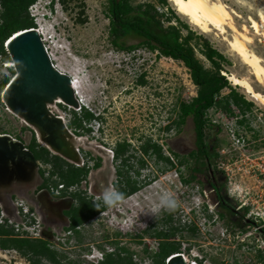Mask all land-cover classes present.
<instances>
[{
	"label": "rangeland",
	"instance_id": "rangeland-1",
	"mask_svg": "<svg viewBox=\"0 0 264 264\" xmlns=\"http://www.w3.org/2000/svg\"><path fill=\"white\" fill-rule=\"evenodd\" d=\"M222 1L241 15V18L234 17L235 25L240 31L244 24L250 25L249 17L258 19V13L264 12L263 0ZM48 2L49 0H38L31 11L29 10V15L34 21L37 19L38 25L44 31L41 36L53 58L52 62L84 86L86 90L78 95L81 105H87L86 108L83 106L84 109L96 115L103 112L100 121L93 119L83 122V126L89 128L90 132L75 131L69 127L74 136L69 137L68 141L77 154L80 152L73 165L83 163L84 167L89 168L88 177L79 184L76 194L105 208L104 213L82 225L81 239L72 236L69 241L66 240L62 228L68 226V222L64 218V212L72 206L49 194L48 187L59 182L58 175H50V166L43 164V169L39 168L45 175L38 177L29 190H20L21 183H24L22 179H17L16 182V195L12 204L26 206L34 214L33 222L36 225L39 224L44 230L53 232L54 237L50 240L44 236L43 238L58 253L60 264H97L102 253L117 248H126L132 252L133 260L138 264H151V254L159 250V240L146 231L153 233L155 230H168L172 227L179 228L173 240L180 242V252L189 258L190 263L195 261L197 264H264V237L250 233V229L244 225L241 220L244 212L239 209L241 195L235 193L232 197L227 179V174L233 176V187L236 186L237 190L242 180L239 167L243 166V162H247L248 157L264 153V105L229 80L235 91L252 104L251 109L243 112L241 108L233 105L234 116H227L220 108L211 109L207 114L208 125L212 127H207L206 136L211 143L216 142L218 153L212 168L224 176L227 195L231 198L230 205L234 214L237 213L239 217V226L244 227L241 232V229L234 228L235 231H232L230 227L236 225L230 223V220L220 218L214 202L209 201V207L203 206L204 200H208L206 195H211L210 190L200 194L201 189L204 191L205 187L198 181L187 184L182 181V177L188 178L191 173L189 169L194 166V160H189L188 167L180 168L181 174L177 170L178 159L196 150L193 118L188 117L179 127L175 123L172 124L178 120L179 104L189 103L197 96L198 87L193 83L189 70L182 62L159 56L157 52L146 48L138 47L127 52L112 46L109 38V20L105 15L106 0H60V4H56L51 12L46 10L49 16L43 18L40 16L43 14L42 8ZM143 2H151L160 13L166 14L163 17L166 26L172 24L181 27L179 22H182L195 33L196 38H200V43L207 41L223 54L227 60L223 63V75L227 78L236 76L246 79L255 91L264 95V84L257 81L250 68L231 51L225 39H231L235 35L232 29L227 28L226 35L215 29L208 33L203 32L180 15L173 3L167 1V5L160 6L156 0H134V4ZM168 18H171L169 23ZM184 25L181 30L186 34ZM248 35L253 39L247 45L249 50L262 58L264 66V33L257 35L249 28ZM123 40L126 45H136L140 42V39L135 37ZM5 50L7 51L6 47ZM197 56L207 68L211 67L201 54ZM7 65L9 63H4L0 55V84L4 78L11 79L16 73ZM230 91L229 88L224 89L219 100H224ZM58 108L54 110L50 106L54 113H64L65 122L69 126L73 119V110L67 107L65 109L61 104ZM83 112L77 114L82 116ZM247 114L248 118L243 119L247 122L240 124L241 116ZM22 119L9 110L1 92L0 134L11 135L28 147L34 136H37ZM170 124L172 127L166 131L165 127ZM76 138H81V141ZM147 138H152L160 144L165 156L176 165L168 167L164 162L142 154L139 148ZM36 141L45 147L38 139ZM123 141L132 144L129 156L133 158L129 161L128 169L122 170L143 186L140 191L124 199L119 206L108 208L103 206L98 198L105 190L116 189L114 185L119 180L117 171L122 167L111 152L114 153V147ZM175 154L182 157L178 158ZM184 158L190 159H182ZM140 160H144V167H141ZM97 163L99 167H95ZM137 171L140 172L139 176ZM44 179L49 180V185L39 190V184H42ZM40 191L43 192L41 195ZM33 192L36 193L35 196ZM165 192L172 194L178 201V207L174 211L156 210L159 198ZM2 205L0 202V206ZM5 205L12 206L7 202ZM167 214H172L170 223H165ZM22 219L21 217L20 221ZM192 225L196 227L194 234L188 229ZM82 242L90 243L96 248L87 258L83 257L84 253L80 249H66L77 247ZM92 256L98 257L92 259ZM38 260L39 264H52L45 258ZM0 264L34 263L29 256L24 257L16 249L4 251L0 247Z\"/></svg>",
	"mask_w": 264,
	"mask_h": 264
},
{
	"label": "trees",
	"instance_id": "trees-1",
	"mask_svg": "<svg viewBox=\"0 0 264 264\" xmlns=\"http://www.w3.org/2000/svg\"><path fill=\"white\" fill-rule=\"evenodd\" d=\"M37 2L38 0H0V55L4 63L11 62V58L5 50L7 40L20 30L37 28L34 19L29 15L30 7ZM106 2L105 15L109 20V38L112 46L127 52L134 51L138 47L146 48L151 52H157L159 56L180 61L189 70L193 83L198 87L197 96L191 102L179 104L178 120L172 122V124L175 123L179 127L188 117L191 116L193 118L197 150L190 154V157L194 160V166L190 169L188 168L191 173L188 178L182 177L184 183H190L196 179L193 172L199 170L196 166L199 164L201 157H204L202 165L207 172L210 171L213 161L218 158L216 142L211 143L206 136L207 127H212L210 124L208 125V112L211 109L220 108L228 116H234L233 105L246 112V110L251 109L252 104L247 102L243 96H240L235 91V88L231 86L227 76L223 75V63L227 62L225 56L214 49L209 42L200 43V38H196L195 33L189 30L188 26L182 24V22H179L181 27L172 24L166 26L165 20H163L166 14L160 13L151 2L139 4H134V0H106ZM156 2L160 6L167 5V0H156ZM171 13L175 15L173 12ZM170 20L171 18L167 19L168 23ZM183 25L187 29L186 34H183L181 30ZM129 37L138 38L140 42L136 45H126L123 39ZM197 54H201L211 67L207 68ZM11 70L13 69L11 68ZM10 80V78H4L0 84V93L4 91ZM140 81L143 83L142 80ZM227 88L231 90L230 93L224 100H219L223 90ZM72 113L73 119L70 122V127L75 131L90 132L89 128L83 126V122H90L96 116L86 109H84L82 116L75 111H72ZM246 122V120L239 121L240 124H245ZM172 124L165 127V130L169 131ZM218 131H220V128H218ZM131 148L132 144L127 141L117 143L114 147V158L116 161H120V167H122L117 171L119 180H117L114 187L124 193V199L140 191L143 186L142 183L132 179L128 172L122 170L124 168L128 169L129 161L133 158L129 156ZM28 149L34 153L39 162L49 165L50 169H53L52 176L58 175L59 182H55L56 186L61 183L66 184L68 187L79 185L88 177L89 168L87 166L79 168L60 156L53 155L49 149L37 143L35 136L31 140ZM139 149L142 154L154 157L158 161L164 162L168 167L176 165L169 157L165 156L162 146L153 141L152 138L145 139ZM175 156L177 155L175 154ZM189 162V159L184 158L181 164L188 167ZM140 164L141 167L146 165L144 160H140ZM95 167H99V163L95 164ZM44 175L45 172L41 171V176L44 177ZM137 175H140L139 171H137ZM48 185L49 180L44 179L39 190L47 188ZM76 198L78 200L77 206L68 212L72 228L85 224L105 211L104 207H97V204L88 201L80 194H77ZM228 211L234 214L230 209ZM220 216L221 218L224 217L223 214ZM241 220H243L245 225H248L247 221H244V216L241 217ZM171 221L172 214H167L165 223H170ZM178 229L172 227L168 230H155L153 233L146 231V233L159 240V250L151 254V264H166V260L169 257L181 253L180 242L173 240L176 238ZM188 229L192 234L196 232L194 225L189 226ZM0 235L4 236L0 242L1 248L16 249L24 257L29 256L34 264H39L38 259L42 258L47 259L52 264H60L58 253L52 249L48 241L20 238L12 230L5 227H0ZM146 252L148 251L146 250ZM200 263L202 264V262ZM100 264L138 263L134 262L132 252L122 248L120 252L116 253L115 257L109 256Z\"/></svg>",
	"mask_w": 264,
	"mask_h": 264
},
{
	"label": "water",
	"instance_id": "water-1",
	"mask_svg": "<svg viewBox=\"0 0 264 264\" xmlns=\"http://www.w3.org/2000/svg\"><path fill=\"white\" fill-rule=\"evenodd\" d=\"M5 45L11 60L15 63L17 75L3 92L4 103L16 115L38 128L49 151L70 163H75L78 154L68 141L71 134L62 120L49 110V106L58 98L67 105L79 107L70 77L53 67L41 37L34 28L18 31ZM18 143H11L8 138L0 137V182L2 179L7 181V178L13 175L14 166L18 167V171H22L24 167H30L33 171L39 169V161L34 153L22 141ZM40 193L43 192L40 191L39 195ZM62 201L70 206L74 204L73 198ZM43 236L50 240L54 234L50 230H44ZM168 264L187 263L183 255H180L171 258Z\"/></svg>",
	"mask_w": 264,
	"mask_h": 264
},
{
	"label": "bare ground",
	"instance_id": "bare-ground-1",
	"mask_svg": "<svg viewBox=\"0 0 264 264\" xmlns=\"http://www.w3.org/2000/svg\"><path fill=\"white\" fill-rule=\"evenodd\" d=\"M167 1L173 3V5L176 7L177 12L180 15L186 17L190 24L196 26L197 28H199L203 32L208 33L210 31H212V29H215L220 34L226 35L227 28L232 29L235 32V35H233L231 39L225 38L226 41L228 42V45H229L231 51H233L242 60V62L250 68L252 75L255 76L257 81L259 83L264 84V66L262 65L263 60L256 53H254L253 51H250L248 46H247L248 44H250L253 41L252 37L250 35H248V29L249 28H251L253 30V32L257 35H262L264 33V12L258 13V15H257L258 19H254L252 17H249L248 21L250 22V25L247 26L246 24H244L242 27V30L240 31V30H238V28L235 25L234 17L241 18V15L239 13H237L236 10L229 7L222 0H167ZM263 2H264V0H263ZM33 7L34 6H31L29 10L31 11V9ZM42 9H43V14H46V17H48L49 14L46 11L47 10L46 7L42 8ZM34 30H36V32H38V34L41 37V40L43 42L42 36L44 35V31L42 28H40V25L37 24V28H34ZM42 32H43V34H42ZM43 44H44V42H43ZM44 46H45L46 52L48 53V55L50 57V60H51L53 67L56 70H58L59 72H61L62 74L68 75L65 72H62L59 68H57L54 65V63L52 62L53 58L49 54L45 44H44ZM5 47H6V45H5ZM7 67H10V68L15 70L14 61L11 60V62H9V65H7ZM16 73L13 75L11 80L15 77V75H17ZM70 79H71V87L74 91L75 98L78 101L79 105H81L82 102H81V100H79L78 95L80 93H82V91H85L86 89L80 83V81H78L77 79H74V78L72 79L71 77H70ZM228 79L232 82L233 85L243 88L246 91V93L250 94L251 97H253L255 100L260 101L264 105V95L261 94L260 92L255 91L254 87L252 86V84L250 82H248V80L240 79L236 76H229ZM3 99H5V93L3 94ZM59 102H62V103H59ZM58 104L63 105L64 108L69 107V108L75 109L74 106L67 105L61 98L56 99L54 101L53 105H51V106L55 110V108H58ZM81 106L83 107L84 105L82 104ZM9 110L13 114H15L10 108H9ZM49 110H52V109H50V106H49ZM102 113H100L99 115H96L95 113H93L94 116H96V118L94 120L97 119V121H100L101 117H102V115H101ZM53 114L55 116H57L60 120H62L67 131L71 134L70 137L72 138L74 135L71 133L72 131L69 130L70 124L68 126L65 123L64 113L62 111H59L58 113L53 112ZM56 114H58V115H56ZM16 116H18V115H16ZM19 118H21V117H19ZM22 120L27 126H29L31 129H33V131L36 133V136H37V137H35L36 140L38 139L39 143H41L42 145H44L46 147V144H45V142H43L38 128L31 125L30 123H28L24 119H22ZM0 137L8 138L11 143L19 144L18 143L19 140L14 138L11 135L0 134ZM76 139H77V141H81V138H76ZM27 148H24V149L28 150ZM99 148L104 150V148H102V147H99ZM74 151L76 152L75 149H74ZM106 152H107V150H106ZM72 164H74V163H72ZM79 168H82V167H79ZM15 171L16 172L18 171L17 166H14V168L12 169L13 173ZM4 183H8V182L5 180ZM180 255H182V254L180 253L177 256H180ZM177 256H175V257H177ZM175 257H172V258H175ZM183 258H184L186 263L190 264L189 260L186 258V256H183Z\"/></svg>",
	"mask_w": 264,
	"mask_h": 264
},
{
	"label": "built area",
	"instance_id": "built-area-1",
	"mask_svg": "<svg viewBox=\"0 0 264 264\" xmlns=\"http://www.w3.org/2000/svg\"><path fill=\"white\" fill-rule=\"evenodd\" d=\"M72 110L77 113H82L83 107L79 105L78 108ZM50 111L53 113V110ZM248 116L249 114H247L246 116L243 115L241 116V118L243 120L244 117L248 118ZM65 123L67 124V122ZM111 153L114 156V153L113 152ZM78 154H80L79 151ZM75 165L76 167L84 166L83 163L75 164ZM40 167L41 169H43V164L41 162H39V168ZM239 170L241 171L242 174L240 175L242 177V180H241V185L237 186V190H236V186L233 187L234 186L233 176H229L226 173L228 177L227 179L229 180L228 190L231 193V195H233L232 197L235 196V193L241 195V199H240L241 206L239 207V209L244 212V220L247 222H251V225L249 227L250 233L262 235L264 237V153L248 157L247 162L246 163L243 162V166L239 167ZM78 186L79 185H73L68 187L64 183H61L57 186L54 184V186L50 185L48 187V191L52 196L60 199L73 198L75 203L76 200L74 198V195L78 192L77 190ZM13 207L15 214H12L11 216L6 214V212L2 209L3 211L1 212L0 215V224L3 225L5 228L15 232L16 234L15 233L14 234L20 238H27L31 240H37V239L44 240L43 238L44 228H42L41 225L39 224L36 225L33 222L34 214L23 204L15 203L13 204ZM21 217L23 219L20 221ZM5 218L8 220L7 222ZM102 255L103 254H101L99 261H102L103 259ZM182 255L184 256L185 254L183 253ZM171 258L172 256L166 260V264L169 263ZM186 258L189 260L187 256ZM190 264H197V263L193 261Z\"/></svg>",
	"mask_w": 264,
	"mask_h": 264
},
{
	"label": "flooded vegetation",
	"instance_id": "flooded-vegetation-1",
	"mask_svg": "<svg viewBox=\"0 0 264 264\" xmlns=\"http://www.w3.org/2000/svg\"><path fill=\"white\" fill-rule=\"evenodd\" d=\"M196 150H197V147H196ZM195 151V150H194ZM193 151H191L187 156H183V157H188L190 158L189 160H192V158L190 157V154L192 153ZM178 156V158H181L182 156H180L179 154H176ZM182 157V158H183ZM178 159V164H177V170L179 171V173L181 174V170L180 168L181 167H185L186 165H182L181 164V161L183 159ZM204 157H201L200 161H199V164H197L196 168L199 169V170H195L193 172V175L196 177L195 180L193 181H198L201 185H203V187H205V190L203 191V189H201V192L200 194H203L207 189L210 190L211 192V195L210 196H207L206 195V198L208 200H204V205L205 207H209L210 206V203L209 201L211 202H214L215 203V206H216V212L218 213V215L220 216L221 214H223V218L222 219H226L227 221L230 220V223L232 224H235L236 226L235 227H230L232 231H235V230H240V232L242 231V229H244V227L242 226H239L238 224V215L237 213L236 214H231L229 213V209L232 213H234V209L231 207L230 205V199L229 196L227 195V191H226V188H225V181H224V176L220 174L219 171L217 170H214L212 167L210 169L209 172H207L205 170V168L203 167L202 163L204 162ZM210 166V165H209ZM52 170L53 169H50V175H52ZM41 169H38L37 171H33L30 167H24V169L22 171H17V172H14L12 176H10L9 178H7V182L8 183H2L4 182L5 180L2 179V181L0 182V202H2V206H0V213L4 210L6 212V214L8 215H12V214H15L14 212V207H13V202H14V196L16 195V182H17V179H22V181H24V183H21L22 184V187H20V190H23V189H28L29 190V187L32 186V184H34V182H36L37 178L41 176ZM16 180V181H14ZM183 181V180H182ZM192 182V181H191ZM190 182V183H191ZM4 184V186H3ZM187 184V183H186ZM12 185L11 187H8ZM41 185V184H39ZM6 188H3L5 187ZM34 193V196H35V192ZM76 195L74 196V198L77 200L76 198ZM5 202L7 203H11V207H7L5 205ZM78 204V200H77V203L75 202L72 207H70L67 211L64 212V218L67 220L66 222H68V226H65L63 227V231L65 232V237H66V240L69 241L70 237L72 236H78V238L81 239V234H83V231H82V225L76 227V228H72V224H71V221H70V218L68 216V212H70L74 207H76ZM3 209V210H2ZM97 217V216H96ZM95 218V217H94ZM221 218V216H220ZM6 219V218H5ZM8 220L6 219V222ZM248 225H244L247 226L248 228L250 227L251 225V222H247ZM84 225V224H83ZM238 225V227H237ZM0 227H4L3 225L0 224ZM235 230H234V229ZM4 238L3 235H0V242L2 241V239ZM37 240H40V239H37ZM67 250H74V249H80V251H82L84 254H83V257H88L90 256L89 253L94 250H96V248H94L90 243H85V242H82L80 243L79 246H75V247H72V248H66ZM122 248H117V250H114V249H109V250H106L105 253L102 255L103 259L102 261L106 260L107 257L109 256H113L115 257L116 253L120 252ZM2 250L4 251H9V249H3ZM185 256V255H184ZM98 256H93V258H96ZM92 259H90V261H92ZM102 261H97L98 263L97 264H100V262ZM95 261H93L94 263Z\"/></svg>",
	"mask_w": 264,
	"mask_h": 264
},
{
	"label": "clouds",
	"instance_id": "clouds-1",
	"mask_svg": "<svg viewBox=\"0 0 264 264\" xmlns=\"http://www.w3.org/2000/svg\"><path fill=\"white\" fill-rule=\"evenodd\" d=\"M56 4H60V0H49V2L45 5V7L47 10H50L51 12ZM41 17L46 18V14H42ZM35 22L36 24H38L37 19ZM86 107L87 105L85 104L84 108ZM98 199L100 203L103 204V206H106L108 208H113L119 206L123 202L124 193L116 189H107ZM99 206L100 204H97V207ZM203 206L205 207V205ZM177 207H178L177 199L172 194L165 192L163 193V195L160 196L156 210L158 211L160 209H165L167 211H174Z\"/></svg>",
	"mask_w": 264,
	"mask_h": 264
}]
</instances>
